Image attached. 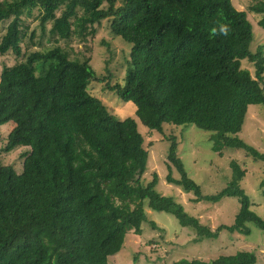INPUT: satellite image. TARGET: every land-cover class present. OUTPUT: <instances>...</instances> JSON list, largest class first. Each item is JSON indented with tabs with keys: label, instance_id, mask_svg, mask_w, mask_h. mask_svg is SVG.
Returning a JSON list of instances; mask_svg holds the SVG:
<instances>
[{
	"label": "trees",
	"instance_id": "obj_1",
	"mask_svg": "<svg viewBox=\"0 0 264 264\" xmlns=\"http://www.w3.org/2000/svg\"><path fill=\"white\" fill-rule=\"evenodd\" d=\"M117 2L0 0V57L15 59L0 72V128L13 125L4 151L24 150L21 172L0 157V264H109L129 236L141 237L144 225L157 228L147 209L175 217L196 242L223 231L248 236V224L264 231L241 187L246 171L239 163L231 162L225 188L204 195L175 136L167 138L168 160L180 178L169 175V183L193 193L195 203L235 198L239 212L231 226L212 231L158 193V175L143 178L150 154L136 120H119L90 87L108 80V90L133 103L152 132L192 125L211 135L214 152L239 149L264 161L239 138L249 109H264V48L251 49L248 12L232 0ZM248 10L261 16L264 30V1ZM103 21L131 45L125 76L115 83L99 77L86 56ZM47 33L43 46L39 38ZM244 61L254 65L253 74ZM173 264H257V256L239 251Z\"/></svg>",
	"mask_w": 264,
	"mask_h": 264
},
{
	"label": "rangeland",
	"instance_id": "obj_2",
	"mask_svg": "<svg viewBox=\"0 0 264 264\" xmlns=\"http://www.w3.org/2000/svg\"><path fill=\"white\" fill-rule=\"evenodd\" d=\"M264 0H232L239 11L248 12V18L253 27L254 40L251 45L253 52L264 48V30L259 26L260 15L249 12V7ZM118 6L123 0H118ZM109 21H103L98 28L97 36L89 43L90 51L86 54L92 59V67L101 78L115 83L122 80L128 68L131 45L114 36L109 29ZM37 30L41 35L38 23H34L32 31ZM1 31V30H0ZM48 31V30H47ZM50 35L40 37L42 45L48 44ZM76 46V45H74ZM15 59L12 56L0 57V72L6 66H12ZM243 66L254 73V65L244 61ZM109 79V78H108ZM105 83H92L91 92L103 101L106 107L119 120L134 119L138 130L145 139V148L149 151L147 171L143 178L146 182L158 175L157 192L173 197L182 203L185 210L200 222L216 231L221 225L231 226L239 212V202L235 198H224L217 204L209 202H193V193H185L178 186L168 181L171 175L179 179L180 174L168 160L170 141L168 137L175 136L178 142V155L185 164L189 176L200 185L204 195L215 194L226 187L232 170L230 164L236 161L246 171L241 182L252 202V210L264 219V161H256L244 150L230 149L222 153L213 151V142L208 132L198 130L195 126L182 127L164 126L163 133L150 131L136 116L133 103L120 100L115 93L108 90ZM13 125L10 123L0 128V157L4 164H17L19 172L20 155L23 149L7 153V136ZM248 145L264 154V109L253 106L249 109L242 132L239 134ZM150 222L156 224L154 229L150 224L143 226L141 237L129 236L120 253L108 259L109 264H173L182 259H201L206 262L215 260L223 255H234L239 251L253 252L257 256V264H264V231L253 224H248L251 234L248 236L230 234L223 231L215 240L196 242V234L189 228L180 226L177 219L169 214L154 212L147 209Z\"/></svg>",
	"mask_w": 264,
	"mask_h": 264
}]
</instances>
